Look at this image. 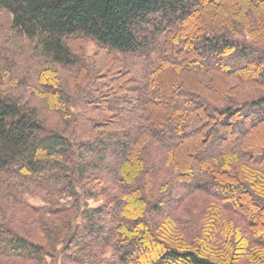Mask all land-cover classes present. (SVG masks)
<instances>
[{
  "label": "trees",
  "instance_id": "1",
  "mask_svg": "<svg viewBox=\"0 0 264 264\" xmlns=\"http://www.w3.org/2000/svg\"><path fill=\"white\" fill-rule=\"evenodd\" d=\"M217 1L0 0L3 264H231L181 247L195 193L245 221L239 253L264 248V49L228 37L241 18L189 34ZM222 1L264 18V0ZM1 202L53 217L33 224L51 249Z\"/></svg>",
  "mask_w": 264,
  "mask_h": 264
},
{
  "label": "rangeland",
  "instance_id": "2",
  "mask_svg": "<svg viewBox=\"0 0 264 264\" xmlns=\"http://www.w3.org/2000/svg\"><path fill=\"white\" fill-rule=\"evenodd\" d=\"M239 6L236 7L234 3L231 5L225 3L222 0H219L211 6L216 8V11L219 13L217 16L214 14L211 15V7H205L200 12V16H198L196 19L194 18L188 25L189 34H194L195 31H198L199 27H201L202 30L210 28L214 29L216 26L221 25L219 22H221L224 17H228L232 20L241 18V22L243 24H237L238 26L236 25L234 29L232 28L231 31H229L228 37L240 41L241 43L254 44L255 42L257 47H260L261 50L264 49V32H262L264 30L259 31L258 34L256 36L253 35V37L246 34V31H242L248 29V26L246 25H248L253 19H257L259 21L261 20L260 27H264V18H262V13H259V11L250 13L246 4L240 3ZM232 20H226V23L229 22L231 23V26H233L234 23ZM215 33H219V31H216ZM256 37L260 38L256 40L254 39ZM81 47L83 48L82 54L87 58H91L95 53V47L92 43L82 44ZM173 73H170V76H168L169 73L165 74L168 76L166 77L168 81L174 80L173 78L175 77L179 78V75H177V73ZM187 78V76L185 78L183 77L184 80H186ZM214 81L215 84H220L219 79L217 80L216 78H214ZM222 82L224 86L223 89L225 90L226 80ZM231 84L232 82L230 83V85ZM238 92L239 89L233 90V96L238 97L236 95V93ZM244 94L245 93H243L241 97H244ZM241 97L239 99H243ZM37 103L38 102L34 104ZM230 130L231 128H228V131ZM258 136V139L255 138L257 140L256 144L262 143V145H264V127L258 132ZM211 140L212 137H209L208 142H211ZM167 179L169 180L170 177ZM239 182L244 183V180L240 178ZM61 201V203H66L63 200ZM28 202L33 206H42L41 201H39L37 198L28 197ZM1 203L2 206H4L1 208V210L3 213L6 214V221H8V219H12L13 217V220H15H12L14 223V228H17L20 231L24 232L25 230L31 231L29 232L31 235L30 239L42 245L44 244L45 247L51 249V244H49V242H46L43 237L38 235V228H36V226H34L33 224H35L36 219L40 218L46 219V221H55L53 220V217L48 215L33 216L26 210L20 208L19 206L11 207L12 205L10 203ZM89 205L91 207H95L98 204L93 201H89ZM218 208L219 210H217ZM14 215H16V217ZM177 215L178 219L181 220V223L183 225L179 228V237L182 243L184 244V246H181L183 249H190L194 251L197 250L200 255H203L204 257H207L208 259L219 263L230 262L231 264H264V248L260 249L254 247L253 245H248V250L246 249L247 251L245 253H239V251H237L238 246L240 245V240L250 239L252 231L246 229V223L242 219V217H239L238 215L225 210V208H223L222 205L217 202V200L213 197H209L201 193H195L194 195L190 196L186 200V202L180 207L177 212ZM34 232H38V234L36 235V233ZM215 232L217 233V237ZM226 232L227 237L225 238H227L226 240H228V244H225L222 241L221 237V234L225 235ZM218 235L220 236V238ZM169 243L170 242H168V244ZM170 245H172V243ZM56 247L58 248V245ZM250 254L252 255L250 256ZM4 261L5 260H1V264L5 263ZM7 264L38 263L30 261L9 260Z\"/></svg>",
  "mask_w": 264,
  "mask_h": 264
}]
</instances>
